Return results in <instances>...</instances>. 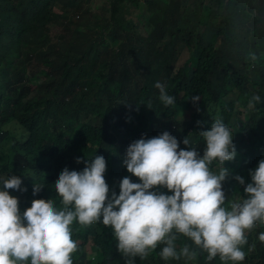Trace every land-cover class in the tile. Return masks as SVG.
I'll return each mask as SVG.
<instances>
[{"label": "clouds", "instance_id": "9594fccd", "mask_svg": "<svg viewBox=\"0 0 264 264\" xmlns=\"http://www.w3.org/2000/svg\"><path fill=\"white\" fill-rule=\"evenodd\" d=\"M93 1L94 11L130 8L127 3L115 10L117 0ZM203 5L215 36L257 61L264 52V13L258 9H264V0H204ZM109 58L108 51L84 61L83 84L71 88L114 129L131 116L132 87L122 70L109 67ZM180 60L190 61L189 54ZM155 89L160 95L149 93L148 78L139 86L146 105L163 120L159 129L135 132L114 150L95 147L82 157L76 132H67L47 139L54 150L50 155L44 142L0 125V264H73L78 245L72 233L75 239L97 222L112 228L125 257L144 259L163 245L165 261L195 259L188 244L177 250L179 236L206 251L209 260L219 256L232 264L244 263L245 244L249 255L264 250V91L252 96L255 88L246 87L243 101L241 93L227 96L236 104L234 113L210 117V129L204 131L205 125L200 131L198 117L171 118L174 96L160 82ZM36 93L33 87L28 99ZM191 100L195 105L200 97ZM195 131L205 142L202 156L190 145ZM241 145L251 148L250 183L234 176L237 155H245ZM37 150L46 154L34 155ZM230 179L244 190L231 200L223 187Z\"/></svg>", "mask_w": 264, "mask_h": 264}, {"label": "trees", "instance_id": "16d2710c", "mask_svg": "<svg viewBox=\"0 0 264 264\" xmlns=\"http://www.w3.org/2000/svg\"><path fill=\"white\" fill-rule=\"evenodd\" d=\"M203 1L117 0L112 4L115 10L129 3V11L110 13L94 11L93 0H0V125H13L21 136L44 142L50 155L54 150L47 139L67 132H76L82 157L95 147L114 150L135 132L158 130L163 121L140 95L139 86L148 78L151 95H160L155 89L160 82L174 96L177 105L171 118L198 117L200 131L205 125L204 131L209 130L210 117L234 113L236 104L227 96L241 93L238 99L243 101L248 98L246 87L255 88L252 96L264 91V52L252 63L249 55L231 47L235 43L217 38ZM258 9L264 13L263 6ZM71 38L77 39L76 45L70 46ZM108 51L109 67L122 70L132 87L131 116L114 129L105 124L103 115H93L92 106L71 88L83 84L80 65ZM186 52L190 61L183 63L180 58ZM33 87L37 93L28 99ZM194 95L200 97L195 105ZM195 132L190 145L202 156L205 142ZM240 149L245 155H237L234 176L250 183L251 148L241 145ZM32 153L45 155L46 151ZM210 169L216 172V165L212 163ZM223 187L229 200L244 192L234 179ZM77 235L74 239L72 233L78 245L73 264H182L181 259L163 260V245L144 259L125 257L117 249L112 228L102 222ZM176 244L178 251L184 244L195 251L194 264H232L219 256L209 260L207 252L186 237L179 236ZM87 246H91L89 256ZM242 251L245 261L236 264H264V250L249 255L245 244Z\"/></svg>", "mask_w": 264, "mask_h": 264}, {"label": "rangeland", "instance_id": "374dc122", "mask_svg": "<svg viewBox=\"0 0 264 264\" xmlns=\"http://www.w3.org/2000/svg\"><path fill=\"white\" fill-rule=\"evenodd\" d=\"M45 78H49V76L47 74H42ZM250 164H252V161L250 162ZM261 245H264V243H261ZM88 255H90L91 253L89 251L86 252ZM181 263L182 264H194L193 260H186L184 258H181Z\"/></svg>", "mask_w": 264, "mask_h": 264}]
</instances>
